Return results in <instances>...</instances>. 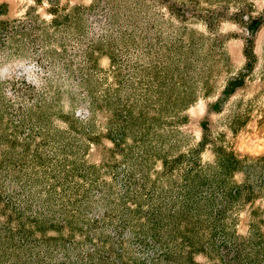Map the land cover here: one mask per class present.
Masks as SVG:
<instances>
[{
	"label": "rangeland",
	"instance_id": "rangeland-1",
	"mask_svg": "<svg viewBox=\"0 0 264 264\" xmlns=\"http://www.w3.org/2000/svg\"><path fill=\"white\" fill-rule=\"evenodd\" d=\"M0 264H264V0H0Z\"/></svg>",
	"mask_w": 264,
	"mask_h": 264
}]
</instances>
